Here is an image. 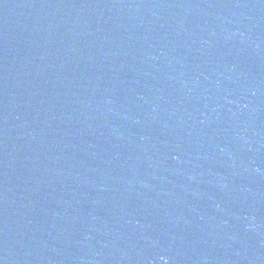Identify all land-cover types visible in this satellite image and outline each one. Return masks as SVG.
I'll return each mask as SVG.
<instances>
[{"label":"water","instance_id":"95a60500","mask_svg":"<svg viewBox=\"0 0 264 264\" xmlns=\"http://www.w3.org/2000/svg\"><path fill=\"white\" fill-rule=\"evenodd\" d=\"M0 264H264V0H0Z\"/></svg>","mask_w":264,"mask_h":264}]
</instances>
